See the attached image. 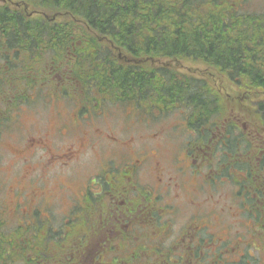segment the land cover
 Segmentation results:
<instances>
[{
	"label": "flooded vegetation",
	"instance_id": "obj_1",
	"mask_svg": "<svg viewBox=\"0 0 264 264\" xmlns=\"http://www.w3.org/2000/svg\"><path fill=\"white\" fill-rule=\"evenodd\" d=\"M191 70L195 76L185 77L183 87L189 88V79L203 80L207 85L198 89L210 90L205 95L215 99L208 111L190 107L188 100L170 106L167 95L159 98L156 90L151 101L129 103L134 111H107L108 103H122L105 98L74 97L69 105L61 96L62 83L75 78L62 77L56 64L42 68V88L59 109L36 133L25 134L20 152L14 149L24 155L23 187L12 192L10 210L1 204L3 215L12 216L21 195L22 222L11 229L23 234L21 264H254L247 251L225 249L228 226L238 232L236 217L248 219L251 232L260 234L254 236L255 251L264 264V144L253 166L251 93L221 92L218 84L227 77ZM219 107L227 111L217 115ZM119 113L128 125L150 131L117 135L103 127ZM237 131L245 135L244 152L226 141ZM86 152L102 155L93 170L94 156L89 158L87 172L76 164ZM227 182L241 209L228 210V225H214L203 206Z\"/></svg>",
	"mask_w": 264,
	"mask_h": 264
},
{
	"label": "trees",
	"instance_id": "obj_2",
	"mask_svg": "<svg viewBox=\"0 0 264 264\" xmlns=\"http://www.w3.org/2000/svg\"><path fill=\"white\" fill-rule=\"evenodd\" d=\"M12 1L0 3V136L31 96H43L42 68L54 64L62 77L75 78L62 83L69 105L74 97L138 104L156 90L170 106L188 100L208 111L215 99L198 89L207 85L203 80L189 79L185 89L184 78L195 74L150 62L189 59L210 69L207 75L227 77L222 91L236 85L237 92L251 93L255 165L264 144V0ZM256 1L263 6L254 8ZM226 141L244 152L242 132ZM7 223L0 204V264H15L23 234Z\"/></svg>",
	"mask_w": 264,
	"mask_h": 264
},
{
	"label": "rangeland",
	"instance_id": "obj_3",
	"mask_svg": "<svg viewBox=\"0 0 264 264\" xmlns=\"http://www.w3.org/2000/svg\"><path fill=\"white\" fill-rule=\"evenodd\" d=\"M262 3L255 2L253 3L254 8L262 7ZM155 66H169L171 68H174L176 70H179L184 73H192L193 70H203L202 74L207 75L211 70L206 68L202 63L196 62L189 59H173V60H165V59H158L157 62L154 61ZM43 66V65H42ZM190 70V71H189ZM196 74H200L199 71ZM221 92H223L220 88ZM237 92V88L230 86L228 88V93H234ZM46 91H43V96L39 98H35L31 96L30 100L34 102L31 106H28L26 104L23 105V110L19 113V118L16 121L14 119L13 125L9 127V129L4 132L0 136V204L6 207L10 210L12 208L13 199H12V192L19 190V188L23 187L22 182V175H23V154L19 153L20 149L22 148L24 142H25V134L31 132L36 133L39 128L45 126L44 123L47 119H53L54 117L51 116V114L54 113L55 110L58 111L59 107L56 109V104H50L47 102L49 98H51ZM66 101V100H65ZM46 102V103H43ZM107 111H134L133 105L123 106L120 104L115 103H108L106 105ZM136 111V110H135ZM118 113V112H117ZM145 116L144 112H140V115L138 117L143 118ZM133 117V116H132ZM135 117V116H134ZM127 117L120 115H115L111 117L110 121L106 123L105 127L111 130L110 132H114L117 135H134V136H141L145 135L150 131V129H145L141 126H131L128 125V122L126 121ZM105 122H101L103 124ZM138 124V123H137ZM107 129V130H108ZM137 138V137H136ZM138 139V138H137ZM137 145V141H136ZM14 149L19 150L17 154L14 153ZM93 157L92 162L89 164V166L93 169L96 167V161L98 160L97 157L98 154H92L90 152H86L85 155L76 163L78 164L80 171H89V168L87 166V162L90 160V157ZM75 164V165H76ZM79 172V171H77ZM208 188V187H207ZM205 189L206 193H211L209 190H213V188ZM219 190H223L220 193ZM219 190L214 192V200L206 201L205 205L203 206V213L204 215H208L207 217L210 218V221L212 224H220V225H228L231 220V215L228 212L230 210L231 212L237 211L238 209H241L239 205L233 202V196L230 195L232 192V186L227 182L226 184L220 185ZM219 196V197H216ZM10 199V203H8V200ZM12 201V202H11ZM16 202L17 206L14 207L12 211V216L9 215L8 217V223L7 227L12 229L16 224L19 222H22L21 220V213H22V200L21 195L17 194L16 196ZM8 203V204H7ZM221 207L226 208L227 212L221 211V214L218 213V209ZM242 212V211H240ZM217 214H219V220H217L215 217H217ZM6 214L4 215V218L7 222ZM186 214L181 217V219H185ZM236 221L234 222L235 226L238 229V232H234V228L231 229L228 226L229 233L228 238L224 240V246L226 249V246L229 249L227 250V253H234L235 251H239L242 249V252H248L249 257L253 258L254 264H262L263 260L261 255L258 253L256 249V238L254 236H260V234H255L254 232H251V222L244 218V217H236ZM233 224V225H234ZM6 225V223H5ZM239 236H241V239H239ZM241 240H244L241 242ZM249 246V248L247 247ZM235 247V249H234ZM254 250V251H253ZM252 251H253V257H252ZM238 253V252H237ZM226 254V253H223ZM223 254H221V260H225L223 257ZM21 257L19 258V260ZM255 260V261H254ZM16 262V260H15ZM15 264H21L19 261H17Z\"/></svg>",
	"mask_w": 264,
	"mask_h": 264
}]
</instances>
